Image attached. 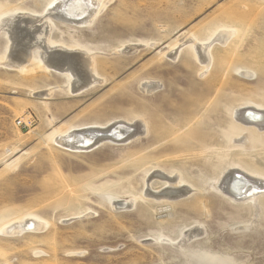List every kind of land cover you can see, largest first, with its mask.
Wrapping results in <instances>:
<instances>
[{
    "label": "rangeland",
    "instance_id": "obj_1",
    "mask_svg": "<svg viewBox=\"0 0 264 264\" xmlns=\"http://www.w3.org/2000/svg\"><path fill=\"white\" fill-rule=\"evenodd\" d=\"M52 1L0 0V19L40 18ZM99 8L82 27L18 20L22 71L1 64L10 41L0 31V264H264V128L234 118L264 111V0ZM219 32L229 39L214 42ZM40 42L84 53L94 82L72 94L69 76L41 68ZM194 43H210L207 69ZM124 122L143 128L125 144L73 152L56 141ZM227 175L243 181L240 200L220 189ZM167 176L176 198L161 195ZM250 181L261 189L247 197ZM27 217L45 228L3 231Z\"/></svg>",
    "mask_w": 264,
    "mask_h": 264
},
{
    "label": "bare ground",
    "instance_id": "obj_2",
    "mask_svg": "<svg viewBox=\"0 0 264 264\" xmlns=\"http://www.w3.org/2000/svg\"><path fill=\"white\" fill-rule=\"evenodd\" d=\"M99 4H100V0H53L49 4L45 13L42 14L40 18L31 16V15H20L17 17L10 15V16L1 18L0 19V31L6 32L8 35V39L10 41L8 56L6 57V60L1 64L9 68H16L22 71L24 69V66L27 64V62H29L27 57L23 58L20 61V60H17L16 56L14 55L15 54L14 50H16V47H17L18 35L20 36L21 34H23L24 36L25 30H27V29H24L25 27L22 30H20L21 27H19V25L17 24L18 20H20V22L24 21L26 24L28 23L29 29H30V26L32 25L35 26L39 24L43 26L42 28H44V30L45 29L48 30L49 27L47 26V24H50L49 19L51 20L54 19V20H58L59 22L61 21V22H65L68 24H73V25L82 27L87 23L88 24L91 23V21L97 16V12L100 9ZM34 31H35V28H34ZM26 36L25 38H27ZM38 36L37 38H39ZM44 36H47V34ZM229 36H230L229 33L219 32L215 35L213 41L224 43L229 39ZM43 37H40V38H43ZM29 38L30 37L28 36V39ZM34 40H36V36ZM36 44L41 53V59H40L41 68L47 71L51 70L55 73L63 74V75L66 74L67 76H69L70 78L69 91L72 94L73 93L77 94V92H80L83 88L88 87L94 82V74L92 72V61L93 60L87 57L84 53H78L77 55V53L75 54L74 52L70 51L67 48H63L60 46L57 48L51 47L48 43H45V42H40L39 44L38 43ZM209 44L200 45V44L194 43V49L199 57V61L205 65L206 69L208 68L210 64V56L208 54L209 46H210ZM31 49L30 50L26 49V51L29 53ZM178 50H179V47H177L174 50V54H176ZM72 57H75L76 59L75 58L73 59ZM234 118L236 119L237 123H239L243 127H253L257 130H261L264 128V111H257L251 108H240V109L235 110ZM141 129H143L142 125L139 126L138 124L136 127L133 128L130 125V123L125 124V122L115 123V125H113L110 129L105 128V126L104 127L97 126V125L87 126V127H82V128H76L62 135H59L56 141L62 147L70 151L87 152V151H91L94 148L104 143H108V142L113 143V144H119V145L128 143L140 135ZM229 176L230 175H227L225 179H223V181L220 184V189H222L225 195L233 199L240 200L243 197L242 195H243L244 183L243 181L238 179L239 177L238 175H236L238 177H234L235 175L233 177L232 176L229 177ZM236 180H238V182H235ZM164 181L166 185L170 186L171 189H170V192L161 194L162 197H167L170 199L176 198L179 195V192L177 194L175 191V187H177L176 183H174V181L171 179V176L170 177L167 176ZM149 182H146L147 186ZM251 184H253L252 187H250V190L246 192L247 197H249L248 196L249 194L253 195V193L259 192L258 189L259 190L261 189L259 182L253 181L251 182ZM182 193L187 194V191H184V192L182 191ZM113 205L123 207V205L128 206L130 205V203L129 202L123 203L122 201L121 202L115 201ZM117 209L119 210V208ZM43 226H44L43 222L37 219L31 218V217H27L22 220H16L14 222H11L10 224L4 227L3 231L7 233H11V232L13 233L16 231H21V230L36 232L42 228H45Z\"/></svg>",
    "mask_w": 264,
    "mask_h": 264
},
{
    "label": "built area",
    "instance_id": "obj_3",
    "mask_svg": "<svg viewBox=\"0 0 264 264\" xmlns=\"http://www.w3.org/2000/svg\"><path fill=\"white\" fill-rule=\"evenodd\" d=\"M20 124H21V122H20V121H18V122H17V125H20Z\"/></svg>",
    "mask_w": 264,
    "mask_h": 264
}]
</instances>
